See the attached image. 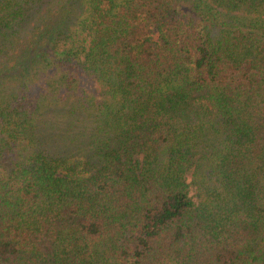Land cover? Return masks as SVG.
<instances>
[{
	"label": "trees",
	"instance_id": "trees-1",
	"mask_svg": "<svg viewBox=\"0 0 264 264\" xmlns=\"http://www.w3.org/2000/svg\"><path fill=\"white\" fill-rule=\"evenodd\" d=\"M0 264H264V0H0Z\"/></svg>",
	"mask_w": 264,
	"mask_h": 264
}]
</instances>
